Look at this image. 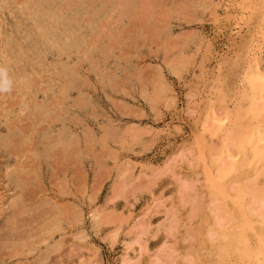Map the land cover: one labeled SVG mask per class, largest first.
<instances>
[{"label":"rangeland","instance_id":"374dc122","mask_svg":"<svg viewBox=\"0 0 264 264\" xmlns=\"http://www.w3.org/2000/svg\"><path fill=\"white\" fill-rule=\"evenodd\" d=\"M25 1L0 2L3 41L24 52L0 51V264L217 260L223 236L211 230L219 201L209 197L196 141H206L210 159L225 131H212L209 107L228 112L232 126L235 109L248 106L242 95L255 56L264 71L262 1L117 0L103 9L102 0H60L77 5L68 12L80 17L81 27L70 29L79 41L73 48L64 38L51 47L27 29ZM256 223L247 233L252 246L264 230ZM233 255L228 264H255Z\"/></svg>","mask_w":264,"mask_h":264},{"label":"bare ground","instance_id":"6f19581e","mask_svg":"<svg viewBox=\"0 0 264 264\" xmlns=\"http://www.w3.org/2000/svg\"><path fill=\"white\" fill-rule=\"evenodd\" d=\"M3 0H0V2ZM60 0H38L40 4L35 6L32 2L29 0L25 1L22 5V7L28 8L27 18L26 20L29 21V27L27 29H36V32L41 35L43 38L45 37L48 40V43L51 47H58L59 40L63 39V44H66L69 46V48L75 47V44H79V41L77 38L74 37L73 33H71L70 29L77 30L78 27H81L80 24L77 22L79 18L77 19L72 17L68 14V12L72 9L73 4H71L69 1L65 4V6L57 5ZM115 1L117 0H102L100 3H102L103 9H107L109 6H113L112 4H115ZM140 1V0H139ZM155 1V0H154ZM194 1V0H193ZM262 1V5L264 4V0ZM20 2V1H19ZM42 2V3H41ZM205 2V1H204ZM207 2V1H206ZM210 2V1H209ZM120 3V1H119ZM127 4H129L127 2ZM136 4V3H135ZM187 4V3H186ZM201 4V3H200ZM117 5V4H116ZM115 5V6H116ZM150 5V3H149ZM218 5V4H217ZM226 5V2H225ZM255 5V4H254ZM257 5V3H256ZM32 6V7H31ZM35 6V7H34ZM77 5H74L73 8H76ZM151 6V5H150ZM3 6H0L2 8ZM22 7H17L19 11L22 9ZM123 7V6H122ZM125 7V6H124ZM130 7V6H129ZM78 8H80L78 6ZM218 9V7H215ZM229 8V6H228ZM253 8V7H252ZM220 9V8H219ZM249 9V7H248ZM255 9V8H254ZM12 11V10H11ZM18 11V10H16ZM207 11V10H206ZM246 11V10H245ZM79 12V11H78ZM78 12L76 14L78 15ZM211 12V11H210ZM264 12V11H263ZM141 13V12H140ZM144 13V12H143ZM91 13H89L90 15ZM119 16V15H118ZM89 19V18H88ZM107 19V18H106ZM132 19V18H131ZM26 21V22H27ZM87 21V20H86ZM91 22V20H90ZM258 22V21H257ZM241 25V24H240ZM18 27L21 26L20 22H18ZM104 26V25H103ZM20 28V27H19ZM65 29V30H63ZM238 29V27L236 28ZM68 32V33H67ZM78 32V31H77ZM168 33V32H167ZM66 34V35H65ZM195 35V34H194ZM261 35V34H260ZM68 36V37H67ZM198 36V35H197ZM248 36V35H247ZM14 37V35H13ZM245 37V35H244ZM69 40V41H68ZM184 40V39H183ZM76 41L78 43H76ZM81 41V40H80ZM93 41V40H92ZM202 41V39H201ZM245 41V40H243ZM247 41V40H246ZM253 41V39H252ZM261 41V40H260ZM85 42V41H84ZM83 43V42H82ZM245 43V42H244ZM247 43V42H246ZM116 44V43H115ZM185 45V43H184ZM252 45V44H251ZM256 45V44H255ZM245 46V45H244ZM248 46V45H247ZM46 47V46H45ZM49 47V46H48ZM211 47V45H210ZM4 48L8 51L9 54L4 52ZM108 48V47H107ZM206 48V47H205ZM244 48V47H243ZM247 48V47H246ZM245 48V49H246ZM15 49V50H14ZM63 49V48H61ZM2 52V57L6 58L8 55L11 54V57L15 58H21L24 56V52L22 49H16L13 47V44L11 42H4L2 37V32L0 28V51ZM252 52V47H251ZM106 51V50H104ZM241 51V50H240ZM243 54L242 52H240ZM215 52V51H214ZM217 52V51H216ZM210 54V53H209ZM216 54V53H215ZM246 54V52H245ZM254 54V53H253ZM205 56V55H204ZM242 56V55H241ZM245 55L243 54V57ZM111 57V56H110ZM96 58V57H95ZM103 59V58H102ZM10 60V59H9ZM94 60V59H93ZM262 60V59H261ZM104 61V60H103ZM239 62V61H238ZM107 63V62H106ZM102 64V63H101ZM177 63H175L176 65ZM239 64V63H237ZM142 65V64H141ZM232 65H234L232 63ZM77 66V65H76ZM1 68V67H0ZM3 68V67H2ZM173 68V67H172ZM74 69V68H73ZM92 69V68H91ZM175 69V67H174ZM249 78L247 81V85L244 89V95L243 98L244 101H247L248 106H241L238 107L236 111V114L234 118H232V126H230V119L228 112L219 113V111L215 110V108L212 106L208 109V117L210 120V125H214L212 131H218L223 130L225 133V136L221 138L222 142L221 145L216 148L210 149V159L205 154V144L206 141L204 139H199L198 142L196 141V147L199 145V157L200 160H197V163L200 162L204 166L203 169L206 171V180L209 183V197L213 201L217 202V206L214 207V228L211 230L212 235H221L223 236V241L220 244L217 240V242L220 244L219 251L217 252L218 259L215 260L214 258H211L210 264H228V258L233 255L237 254L240 260H248V259H254L255 264H264V230L262 229L260 233L258 232V241L256 246H252L250 243V240L248 238V231L253 230L254 223L259 222L262 223L264 221V127L262 130H259V125H262L261 123L264 122V71L261 70L260 64L257 61V57L253 58L250 64L249 68ZM84 70V69H83ZM161 70V69H160ZM163 70V69H162ZM233 70H235L233 68ZM171 71V70H170ZM178 71V70H177ZM75 72V71H74ZM137 72V71H135ZM174 72V71H173ZM172 72V73H173ZM232 72V70L230 71ZM161 73V72H160ZM176 73V72H175ZM74 74V73H73ZM234 74V73H233ZM248 74V72L246 73ZM158 76V74H156ZM10 76V75H9ZM86 76V75H85ZM137 76V75H136ZM159 77V76H158ZM2 78V77H1ZM81 78V77H80ZM139 79V78H138ZM150 80V79H149ZM220 80V79H219ZM85 81V80H84ZM101 81V80H98ZM152 81V80H151ZM157 81V80H156ZM154 81V82H156ZM2 82V80L0 81ZM90 82V81H89ZM95 82V81H94ZM158 82V81H157ZM156 82V84H157ZM165 82V81H164ZM34 83V82H33ZM38 83V81H37ZM163 83V82H162ZM84 84V83H83ZM159 84V83H158ZM164 84V83H163ZM167 85V84H166ZM164 85V86H166ZM68 86V85H67ZM85 86V85H84ZM92 86V85H91ZM142 86V85H141ZM169 86V85H168ZM82 87V86H81ZM97 88V87H96ZM99 88V87H98ZM143 88V86H142ZM153 88V87H152ZM157 87H155L156 89ZM167 88V87H166ZM169 88V87H168ZM145 89V88H144ZM74 90V89H73ZM78 90V89H77ZM142 90V89H141ZM226 90V89H225ZM231 90V89H229ZM87 91V90H86ZM154 91V90H153ZM157 91V90H156ZM224 91V90H223ZM232 91V90H231ZM242 91V90H241ZM38 92V91H37ZM172 92V91H171ZM190 92V91H189ZM216 92V91H215ZM154 93V92H153ZM164 93V92H163ZM242 93V92H240ZM80 94V93H79ZM143 94V93H142ZM157 94V93H156ZM160 94V93H159ZM221 94H223L221 92ZM151 95V94H150ZM86 96V95H85ZM73 97V96H72ZM228 97V95L226 96ZM7 98V97H6ZM21 98V97H20ZM224 98V95L222 99ZM220 99V98H219ZM4 100V99H3ZM25 100V99H24ZM40 100V99H39ZM153 101V99H151ZM204 100V98H203ZM224 100V99H223ZM5 101V100H4ZM8 102V100H6ZM5 101V102H6ZM17 101V100H16ZM22 101V100H21ZM41 101V100H40ZM55 101V100H54ZM221 101V100H220ZM219 101L220 105L221 102ZM20 102V101H19ZM31 102V101H30ZM154 102V101H153ZM9 103V102H8ZM1 103L0 105H2ZM30 104V103H29ZM44 104V103H43ZM213 104V103H212ZM224 104V103H223ZM240 105V103H238ZM10 105V103H9ZM15 106V104H13ZM31 105V104H30ZM45 105V104H44ZM51 105V104H50ZM225 105V104H224ZM243 105V104H242ZM6 106V105H4ZM9 108V107H8ZM28 108V107H27ZM4 109V108H3ZM33 109V107H32ZM19 110V109H18ZM27 110V109H26ZM219 110V109H218ZM33 112V111H32ZM30 111V113H32ZM36 112V111H35ZM10 113V112H7ZM12 113V112H11ZM21 114V113H20ZM33 114V113H32ZM6 115V114H5ZM8 115V114H7ZM36 115V114H35ZM19 117V114L17 115ZM21 116V115H20ZM46 116V115H44ZM75 116V115H74ZM2 117V115H1ZM17 117V120H18ZM42 117V116H41ZM11 118V117H10ZM27 118V117H26ZM29 118V117H28ZM51 118V117H50ZM61 118V117H60ZM16 119V117H15ZM13 120V119H12ZM21 120L22 116H21ZM25 120V119H24ZM20 121V120H19ZM206 122V121H205ZM31 123V122H30ZM6 125V124H5ZM81 125V124H80ZM205 125V124H204ZM14 126V125H13ZM24 126V124H23ZM197 126V125H196ZM208 126V125H207ZM7 127V126H6ZM45 127V126H44ZM43 127V128H44ZM8 128V127H7ZM223 128V129H222ZM3 129V128H2ZM13 129V128H11ZM10 129V130H11ZM86 129V128H85ZM109 129V128H108ZM19 130V128H18ZM5 131V129H4ZM17 131V130H16ZM35 131V130H34ZM43 131V130H42ZM103 131V130H102ZM10 132V131H9ZM90 132V131H89ZM233 132L236 134L233 135ZM16 133V132H15ZM202 133V132H201ZM11 134V132L8 134ZM17 134V133H16ZM91 134V132H90ZM105 134V133H104ZM220 133H218L219 135ZM26 135V134H25ZM130 135V134H129ZM13 136V135H12ZM18 136V135H17ZM20 136V135H19ZM198 137V136H197ZM3 138V137H2ZM23 138V137H22ZM56 138V137H55ZM224 138V139H223ZM7 139V137H6ZM111 140V138H110ZM196 140V139H195ZM5 141V140H4ZM3 141V142H4ZM120 141V140H119ZM122 142V141H121ZM12 143V142H11ZM123 143V142H122ZM6 144V143H5ZM4 144V145H5ZM19 144V143H18ZM17 144V145H18ZM115 144V143H114ZM124 144V143H123ZM126 144V143H125ZM128 144V143H127ZM198 144V145H197ZM28 145V144H27ZM121 146V145H120ZM47 147V146H46ZM1 148V147H0ZM10 148V147H9ZM67 148V146H66ZM198 148V147H197ZM65 149V148H64ZM207 149V148H206ZM78 150V149H77ZM31 151V150H30ZM71 151V150H70ZM116 151V150H115ZM21 151H19L20 153ZM67 152V151H66ZM198 153V151H197ZM18 154V153H17ZM179 155V154H178ZM198 156V154H196ZM180 156V155H179ZM3 157V156H2ZM196 157V156H195ZM199 159V158H195ZM214 157V158H211ZM128 158V157H127ZM2 159V158H1ZM8 159V158H7ZM188 160V159H187ZM193 161V159H191ZM33 161V160H32ZM191 161V162H192ZM5 162V161H4ZM16 162V161H15ZM121 162V161H120ZM184 162V161H183ZM254 162L253 167L250 165V163ZM126 163V162H125ZM189 163V162H188ZM11 164V163H10ZM29 164H31L29 162ZM6 165V163H5ZM34 165V164H31ZM129 165V164H128ZM4 166V165H3ZM28 166V165H27ZM35 166V165H34ZM33 166V168H34ZM169 166V165H168ZM122 167V166H121ZM124 167V166H123ZM127 167V166H126ZM174 167V166H173ZM16 168V167H15ZM18 168V167H17ZM25 168V167H24ZM27 168V167H26ZM248 168V169H247ZM4 169V168H3ZM31 169V168H30ZM36 169V168H35ZM254 172L256 178L249 177L248 174L251 171ZM38 170V169H37ZM125 171V170H123ZM141 171V170H140ZM5 172V171H4ZM117 172V171H116ZM121 172V171H120ZM22 173V172H21ZM170 174V173H169ZM233 178L231 177V175ZM197 175V174H196ZM203 175V174H202ZM203 175V176H204ZM161 176V175H160ZM198 176V175H197ZM126 177V176H125ZM162 177V176H161ZM199 177V176H198ZM127 178V177H126ZM31 180V179H30ZM155 180V179H154ZM183 180V179H182ZM203 180V179H201ZM34 182V181H33ZM122 182V181H121ZM6 184V183H5ZM187 184V183H186ZM30 185V184H29ZM205 185V184H204ZM118 186V185H117ZM186 186V185H185ZM199 186V185H198ZM34 188V187H33ZM62 188V187H61ZM190 188V187H189ZM118 189V188H117ZM205 189H207L205 187ZM65 190V189H64ZM119 190V189H118ZM184 191V190H183ZM182 191V192H183ZM196 192V191H195ZM38 193V192H37ZM205 193V192H204ZM15 194V193H14ZM42 194V193H41ZM13 195V193H12ZM35 195V194H34ZM22 196V195H21ZM191 196V195H190ZM16 197V196H15ZM232 197V198H231ZM246 197L248 199H246ZM8 198V197H7ZM42 198V197H41ZM45 198H47L45 196ZM57 198V197H56ZM202 198V197H201ZM228 198H231L233 201V205L237 206L236 208L239 209L238 211H235L232 213L229 212L226 208L227 203L226 201ZM14 199V196H13ZM18 199V196H17ZM203 199V198H202ZM207 199V198H206ZM2 200V199H1ZM10 200V199H9ZM193 200V199H192ZM200 202L198 205L201 207L202 203L200 199L194 201ZM209 200V198H208ZM38 201V200H37ZM41 201V200H40ZM245 201L243 204L242 202ZM7 202V201H5ZM21 202V201H20ZM47 202V201H46ZM52 202V201H50ZM193 202V201H192ZM205 202V201H204ZM208 202V201H207ZM214 202V204H215ZM232 202V201H231ZM53 203V202H52ZM209 203V202H208ZM44 204V203H43ZM50 204V203H49ZM48 204V205H49ZM55 204V203H54ZM195 202L193 203V205ZM197 204V203H196ZM220 204V205H219ZM192 205V206H193ZM197 205V206H198ZM205 206L209 204H204ZM202 206L203 208L205 206ZM222 205V206H221ZM23 206V205H22ZM36 206V204H35ZM184 206V205H183ZM195 206V205H194ZM198 206V207H199ZM199 207V208H200ZM207 207V206H206ZM1 208V206H0ZM11 208V207H10ZM13 208V207H12ZM68 208V207H67ZM65 208V209H67ZM198 208V209H199ZM202 208V209H203ZM46 209V207H45ZM192 209V208H191ZM211 209V208H210ZM51 210V209H50ZM72 210V209H71ZM70 210V211H71ZM204 210V209H203ZM9 211V209H8ZM63 211V210H62ZM166 211V210H165ZM193 211V210H192ZM197 213L198 210H195ZM13 212V211H12ZM27 212V211H26ZM6 213V212H5ZM14 213V212H13ZM12 213V214H13ZM73 214V212H71ZM207 213V212H206ZM205 213V214H206ZM210 213V212H209ZM232 213V214H231ZM8 214V213H7ZM56 214V213H55ZM65 214V213H64ZM204 215V213H202ZM231 214V215H230ZM68 215V214H67ZM174 215V213H173ZM176 215V214H175ZM196 215V214H195ZM202 215V216H203ZM211 215V214H210ZM18 216V215H17ZM21 216V215H20ZM19 216V217H20ZM28 216V215H27ZM65 216V215H64ZM257 218L256 220H254ZM29 217V216H28ZM71 217V216H70ZM94 217V216H93ZM96 217V216H95ZM173 217V216H171ZM18 218V217H17ZM59 218V217H58ZM72 218V217H71ZM110 218V217H109ZM10 219V218H9ZM41 219V218H40ZM137 219V218H136ZM233 221V225H231L230 228H225L222 230V225L228 223L229 220ZM94 220V219H93ZM195 220V219H194ZM204 220V218H203ZM49 221V220H48ZM57 221V220H56ZM59 221V220H58ZM69 221V220H68ZM78 221V220H77ZM171 221V220H170ZM205 221V220H204ZM66 222V221H65ZM64 222V223H65ZM98 223V222H97ZM102 223V222H101ZM111 223V222H110ZM176 224L175 222H173ZM191 223V222H190ZM189 223V224H190ZM1 224V223H0ZM99 224V223H98ZM202 224V223H201ZM257 224V223H256ZM58 225V224H57ZM67 225V224H66ZM178 225V224H177ZM191 225V224H190ZM19 226V225H18ZM61 226V225H60ZM59 226V227H60ZM168 226V225H167ZM261 226V225H260ZM170 227V226H169ZM201 227V226H199ZM203 227V226H202ZM54 228V227H53ZM148 228V227H147ZM52 229V228H51ZM211 229V228H210ZM256 229V228H255ZM145 230V229H144ZM171 230V228L169 229ZM168 230V231H169ZM191 230V229H190ZM205 230V229H204ZM84 232V231H83ZM250 232V231H249ZM18 233V232H17ZM140 233V232H139ZM172 233V232H171ZM198 233V232H196ZM48 234V233H47ZM117 234V233H116ZM142 233H140L141 235ZM209 234V233H208ZM249 234V233H248ZM16 235V234H15ZM143 235V234H142ZM195 237V234H192ZM198 235V234H197ZM211 235V234H210ZM254 235V234H253ZM28 236V235H27ZM155 236V235H154ZM191 236V235H190ZM200 236V235H199ZM257 236V235H256ZM20 237V236H19ZM62 237V236H61ZM175 237V236H174ZM255 237V236H254ZM52 238V237H51ZM76 238V237H75ZM215 238V237H214ZM219 238V236H218ZM20 239V238H19ZM47 239V238H46ZM85 239V238H84ZM205 239V238H204ZM209 239V238H208ZM50 240V239H49ZM207 240V239H206ZM222 240V239H221ZM3 242V241H2ZM137 243V242H136ZM202 243V242H201ZM208 243L206 241L204 244ZM210 243V242H209ZM185 244V243H184ZM24 245V244H23ZM203 245V243H202ZM210 248L211 243H210ZM18 247V246H17ZM16 247V248H17ZM129 247V246H127ZM132 247V246H130ZM214 248V247H213ZM216 248V247H215ZM130 249V248H129ZM128 249V250H129ZM132 249V248H131ZM143 249V248H142ZM217 249V248H216ZM96 250V249H95ZM127 250V249H125ZM127 250V251H128ZM198 250V249H197ZM46 251V249H45ZM171 251V250H170ZM216 251V250H215ZM44 252V251H43ZM49 252V250H48ZM162 252V251H161ZM166 253V252H165ZM209 253V252H207ZM174 254V253H173ZM50 255V253L48 254ZM127 255H129L127 253ZM125 255V256H127ZM236 255V256H237ZM41 256V254H40ZM235 256V257H236ZM49 257V256H47ZM164 257V256H163ZM190 258V256H188ZM193 257V256H191ZM234 257V255H233ZM171 258V257H170ZM169 258V259H170ZM181 258V257H180ZM188 258V259H189ZM237 258V259H239ZM39 259V258H38ZM160 259V258H159ZM192 259V258H191ZM194 259V258H193ZM205 259V258H204ZM230 259V258H229ZM232 259V256H231ZM99 260V259H98ZM125 260H128V258ZM124 260V261H125ZM129 260L130 257H129ZM126 261V262H129ZM171 260V259H170ZM37 261V260H36ZM96 261V260H95ZM133 261V260H132ZM173 261V260H171ZM123 262V261H121ZM156 262H159L156 260ZM189 262V261H188ZM131 263V261H130ZM160 263V262H159ZM187 263V262H186ZM241 263V262H240ZM98 264H101L98 262ZM123 264V263H122ZM127 264V263H126ZM133 264V263H131ZM188 264V263H187ZM232 264V263H231ZM242 264V263H241Z\"/></svg>","mask_w":264,"mask_h":264}]
</instances>
